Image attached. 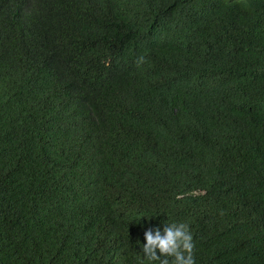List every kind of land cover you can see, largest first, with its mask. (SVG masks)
<instances>
[{"label":"trees","instance_id":"trees-1","mask_svg":"<svg viewBox=\"0 0 264 264\" xmlns=\"http://www.w3.org/2000/svg\"><path fill=\"white\" fill-rule=\"evenodd\" d=\"M164 220L264 264V0H0V264H140Z\"/></svg>","mask_w":264,"mask_h":264},{"label":"clouds","instance_id":"clouds-1","mask_svg":"<svg viewBox=\"0 0 264 264\" xmlns=\"http://www.w3.org/2000/svg\"><path fill=\"white\" fill-rule=\"evenodd\" d=\"M140 264H196L195 241L186 221H161L144 232Z\"/></svg>","mask_w":264,"mask_h":264},{"label":"bare ground","instance_id":"bare-ground-1","mask_svg":"<svg viewBox=\"0 0 264 264\" xmlns=\"http://www.w3.org/2000/svg\"><path fill=\"white\" fill-rule=\"evenodd\" d=\"M45 175V174H44ZM81 203V202H80ZM90 226V225H89ZM57 250V249H56ZM64 250V249H63ZM59 251V250H58Z\"/></svg>","mask_w":264,"mask_h":264}]
</instances>
